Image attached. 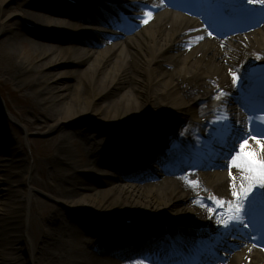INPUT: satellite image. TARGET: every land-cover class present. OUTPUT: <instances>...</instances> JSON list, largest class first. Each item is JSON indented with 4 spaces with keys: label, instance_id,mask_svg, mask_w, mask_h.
<instances>
[{
    "label": "bare ground",
    "instance_id": "obj_1",
    "mask_svg": "<svg viewBox=\"0 0 264 264\" xmlns=\"http://www.w3.org/2000/svg\"><path fill=\"white\" fill-rule=\"evenodd\" d=\"M76 2L70 9L66 0H0V72L27 92L23 100L29 112L24 113H31L7 116L29 129L53 130L41 154L50 163V196L59 203L43 202L50 216L44 215L47 222L32 239V206L42 203L35 193L34 163L0 121V264H125L107 244L125 234L126 218L136 219L135 230L145 224L167 229L179 250L203 237L206 247L234 249L225 264H264L257 221L225 229L217 223L222 209L216 211L215 199H208L235 200L233 176L237 187L241 181L240 170L229 167L231 160L217 165L208 160L218 156L220 146L223 153L232 151L234 130L247 129L243 97L259 81L249 67L264 61V14L245 35L221 39L208 35L206 11L204 18L199 11H177L178 0ZM117 9L127 20L110 16ZM27 20L55 42L28 37ZM129 20L135 26L131 32L125 30ZM233 73L240 75L238 82ZM79 118L90 121L78 128ZM165 141L184 154L215 143L203 174H191V180H199L196 186L162 177L163 169L142 179L123 172L128 166L122 159L153 157ZM246 150L257 161L264 159L255 139ZM68 164L70 172L62 173ZM89 174L99 181L90 182ZM150 176L161 179L146 181ZM262 197L256 192L246 207ZM78 213L97 218L98 224L76 223ZM230 233L237 248L225 240ZM73 234L74 240L66 239Z\"/></svg>",
    "mask_w": 264,
    "mask_h": 264
},
{
    "label": "rangeland",
    "instance_id": "obj_2",
    "mask_svg": "<svg viewBox=\"0 0 264 264\" xmlns=\"http://www.w3.org/2000/svg\"><path fill=\"white\" fill-rule=\"evenodd\" d=\"M27 24L34 25V27L29 26L30 31L27 32L28 37L41 42L42 41L47 42L48 44L55 42L54 40H51L49 35H47V32L43 30L44 29L43 27L37 26L36 24L31 23L30 21H28ZM29 46L31 45L29 44L28 47ZM40 50L41 51L39 52H42L44 49L42 48ZM26 93L27 92H23L20 87L16 86V84H14L12 79H9L8 77H6V75L1 74L0 72V99L3 104L2 108L0 109V117H1L0 121L6 124L7 127L3 126L4 130H8L9 134L15 137L16 145L23 148L28 159L34 163V168L32 170V177L35 180L34 186L37 189V192L35 193H36V197L38 199L40 198L42 201V203L39 202L37 204L36 203L33 204L31 210L30 222L28 223V230H30V237L32 239H35L40 235V233L38 232L40 226L47 222V219H44V215L50 216V211L45 212L46 209L43 207V202H46L48 204H53L55 206H59L58 205L59 203L57 202L56 198L50 196V187H49V179H48V171H50V163L47 157L41 154V148L42 146L48 145L50 136H52L54 133L53 130H50L49 128L29 129L22 120H20L19 122H14L11 121L12 119L9 116H7V115H11L13 117L15 116L19 117L20 114L23 113L25 116L28 115V117H31L30 116L31 113L27 114L29 112V109L26 108L27 104L23 100V98L26 97ZM25 111L28 112L24 113ZM94 120H97V118H94ZM87 121H90V119L79 118L75 121L74 124L78 128L79 127L81 128L85 126ZM119 135L121 137V134ZM165 145H167V143ZM236 146H239V143H237ZM70 148H76V146L74 144H71ZM233 151L229 159H231V156L235 154L236 149ZM63 172L64 173L70 172L69 164H68V168L66 167V169L62 170V173ZM123 172L127 173L128 174L127 176H129L130 178H134L133 174H131L130 171L123 170ZM88 177L90 182L97 183L99 181V178L97 176L89 174ZM151 180H153V178L146 179V181H151ZM75 220L76 223L79 224L82 223L81 225H86V226H90L91 221L93 220L96 224H98L97 218L90 217L89 215L83 213L76 214ZM67 237L69 238L66 239L74 240L77 236L73 234ZM87 237L90 238L88 235ZM23 264H28V263L26 260H24Z\"/></svg>",
    "mask_w": 264,
    "mask_h": 264
},
{
    "label": "snow or ice",
    "instance_id": "obj_3",
    "mask_svg": "<svg viewBox=\"0 0 264 264\" xmlns=\"http://www.w3.org/2000/svg\"><path fill=\"white\" fill-rule=\"evenodd\" d=\"M251 3L264 4V0H250ZM145 16L151 18L152 12L146 11ZM148 22L147 19L144 21ZM208 35H213L212 32H208ZM197 39H203V37H198ZM190 46V45H189ZM234 79L238 82L240 80V75L233 73ZM219 99V96L217 97ZM264 111V109H261ZM224 119L227 120L228 117H217V120ZM250 124L247 129L241 126L235 129V137L237 140L242 141L239 143V150L231 156L230 168L235 167L240 170L241 181L239 187H237L236 177L233 176L232 182V196L235 200H221L219 198L208 197L209 200L215 199L217 206H219L222 211L217 216V223L224 226L225 229L232 227L233 225H240L247 227L245 220L248 219V211L246 205L252 200V197L256 192L264 196V159L257 161L252 153L246 150V145L248 143L247 137L252 133L256 136L252 137L255 139L257 145H259L260 150L264 153V139H257L256 137L264 138V115L258 118H249ZM231 175V172H230ZM189 184L196 186L199 180H191L185 177ZM204 198L201 197L199 202H203ZM210 212L215 211V209H209ZM250 222V221H249ZM150 258V257H147ZM136 264H144L143 260L136 261ZM159 264V262H157Z\"/></svg>",
    "mask_w": 264,
    "mask_h": 264
}]
</instances>
